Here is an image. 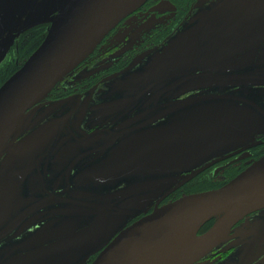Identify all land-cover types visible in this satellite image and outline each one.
I'll use <instances>...</instances> for the list:
<instances>
[{
  "label": "flooded vegetation",
  "instance_id": "af4514ba",
  "mask_svg": "<svg viewBox=\"0 0 264 264\" xmlns=\"http://www.w3.org/2000/svg\"><path fill=\"white\" fill-rule=\"evenodd\" d=\"M66 2L0 0V87ZM263 157L264 0H148L4 149L0 264H94L134 223ZM194 264H264V209Z\"/></svg>",
  "mask_w": 264,
  "mask_h": 264
},
{
  "label": "water",
  "instance_id": "95a60500",
  "mask_svg": "<svg viewBox=\"0 0 264 264\" xmlns=\"http://www.w3.org/2000/svg\"><path fill=\"white\" fill-rule=\"evenodd\" d=\"M147 1L67 0L49 19L43 43L0 87V157L27 113ZM7 42L2 47L10 45ZM211 135L207 132L204 138L210 140ZM263 209L264 157L225 187L185 197L134 223L94 264H194L220 244L237 223ZM212 220H217L216 224L199 236L201 228Z\"/></svg>",
  "mask_w": 264,
  "mask_h": 264
}]
</instances>
